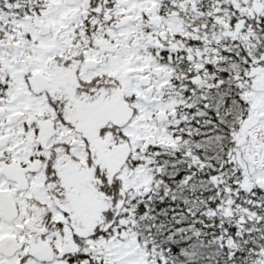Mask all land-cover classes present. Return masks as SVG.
I'll return each mask as SVG.
<instances>
[{"label":"snow or ice","instance_id":"snow-or-ice-1","mask_svg":"<svg viewBox=\"0 0 264 264\" xmlns=\"http://www.w3.org/2000/svg\"><path fill=\"white\" fill-rule=\"evenodd\" d=\"M0 264H264V0H0Z\"/></svg>","mask_w":264,"mask_h":264}]
</instances>
